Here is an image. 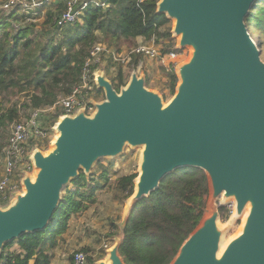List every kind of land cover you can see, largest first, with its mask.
Returning <instances> with one entry per match:
<instances>
[{
    "label": "water",
    "instance_id": "1",
    "mask_svg": "<svg viewBox=\"0 0 264 264\" xmlns=\"http://www.w3.org/2000/svg\"><path fill=\"white\" fill-rule=\"evenodd\" d=\"M255 2L158 0L156 14L173 22L177 47L191 50L176 69L173 96L164 104L136 71L116 91L97 70L102 101L90 115L79 110L59 118L51 149L32 151L34 174L0 206V256L7 243L46 229L80 172L89 177L96 163L128 145L142 151L126 218L175 170L197 168L207 177L209 213L169 264H264V62L245 24ZM228 203L232 220L247 211L221 249L226 228L217 223L219 207ZM119 245L115 239L96 264H125Z\"/></svg>",
    "mask_w": 264,
    "mask_h": 264
},
{
    "label": "trees",
    "instance_id": "2",
    "mask_svg": "<svg viewBox=\"0 0 264 264\" xmlns=\"http://www.w3.org/2000/svg\"><path fill=\"white\" fill-rule=\"evenodd\" d=\"M101 2L104 6L89 5L79 15V20L62 27L56 24L66 9L62 0L54 1L44 13L39 11L35 15L0 11V100L11 103L1 106L0 101V141L12 124L29 119L36 110L51 108L59 97L71 95L74 89L80 87L86 69L91 77L97 70L103 71L101 61L86 66L96 45H104L118 55L123 42L134 45L137 38H142L156 44L170 39V30L165 29L169 20L156 14L157 0ZM42 18L43 21L39 22ZM245 24L262 54L264 0H256L252 5ZM173 46L167 43L162 54H177L178 50ZM105 56L109 64L117 65L112 55L106 52H102L99 59ZM130 57V64H136L140 53H132ZM167 77L173 96L177 84L174 69L167 72ZM110 81L116 91L126 85L127 80L119 66ZM148 82L146 77L145 84ZM94 89L98 92L96 87ZM17 97H22L23 101L20 102ZM60 113L56 109L53 121L48 122L40 114L39 130L46 131L58 120ZM35 143L31 141L32 146ZM1 146L0 143V154L3 150ZM38 147L43 146L38 143ZM98 171L97 177L94 173L86 177L80 172L78 178L70 183L74 189L66 190L46 229L7 243L2 250L0 264H50L51 252L66 231L70 219L80 216L92 206L101 190L111 192L113 200L125 203L133 193L137 174L112 181L103 167ZM208 194L207 177L200 169L180 168L165 176L155 191L135 204L121 224L118 252L123 262L169 264L204 218ZM229 215L225 206L219 207L220 220L226 221ZM15 244L21 253L9 251ZM79 251L87 254L88 264H96L101 259L90 257L86 249Z\"/></svg>",
    "mask_w": 264,
    "mask_h": 264
},
{
    "label": "rangeland",
    "instance_id": "3",
    "mask_svg": "<svg viewBox=\"0 0 264 264\" xmlns=\"http://www.w3.org/2000/svg\"><path fill=\"white\" fill-rule=\"evenodd\" d=\"M42 21L43 18L39 22ZM172 27V21H169V24L165 26V29L168 28L170 30L171 37L169 40H160L159 43L155 44L154 41H143L142 38H137L136 44L134 45H132L130 42L121 43L119 54L123 52L122 57L124 61H118L115 62L117 65H111L107 62L108 60L106 56L103 58L100 57L99 60L102 63L100 64V68L105 70L103 71L109 80L114 79L118 66L122 69L123 75L127 81V77L133 71L138 72L139 75H143L145 79L146 77H148L149 82L147 85L145 84L146 88L159 94L163 99V103L166 104L172 97L169 89L170 80L167 77V72L174 69V72L176 73L177 67L187 61L191 52L190 48L184 47L180 49L177 47L178 37H174L172 35ZM167 43L173 44V48L178 50V53L175 54L174 58L169 57V53L162 54V49ZM138 46L153 48L155 51H158V55L150 57L146 54L140 53L138 62L136 64H130V52ZM261 59L264 62V49L261 54ZM97 90L98 92L94 91L92 94V101L100 102L102 101L103 93L101 90ZM17 99L20 102L23 101L22 97H17ZM0 101L1 106H9L11 104L2 102V99ZM55 112V109L46 111L45 113H43V117L45 119H48L47 122L49 120L53 121L52 119L53 116H55ZM24 120L25 119H23L22 122H25ZM58 120L46 128L48 138L41 142V145L43 147H34V149H39L44 153L48 152L51 149V143L56 136L54 126L58 122ZM8 135L9 133L6 131V133L4 134V138L0 141V143L3 145V147L1 146L2 148H4L6 145ZM141 151V147L132 148L127 145L125 146L123 153L119 156L112 159H101L92 168V173H94V176L97 177L99 173L98 169L100 167H103V169L107 171L108 178L112 181L121 176L138 174ZM1 167L2 165L0 154V170ZM34 172L35 170L32 171L29 175H33ZM67 189L72 190L74 189V187L69 184ZM65 192L63 193V195L65 194ZM208 199L209 194L206 199L205 216H207L209 213ZM125 206L126 202L124 203L123 201L121 202L119 200H113L111 192L104 191L101 193H97L95 203L86 211H84L80 216L72 217L68 222L66 231L58 238V241H60V239L63 240V237H65V239L73 242H78L79 244L77 246L73 245V247H70V245H68L69 249L66 252V256L70 258L74 251H78L81 249L80 244H82L83 249L87 250L86 252L90 257L101 258L100 260L105 261L106 251L114 245L115 239H120V227L122 222L126 219ZM231 217L232 215H229V218L226 221H222L220 220V218L217 221L219 227L226 228L222 240V242H225L224 245L239 233L243 223L240 221V219L232 220Z\"/></svg>",
    "mask_w": 264,
    "mask_h": 264
},
{
    "label": "built area",
    "instance_id": "4",
    "mask_svg": "<svg viewBox=\"0 0 264 264\" xmlns=\"http://www.w3.org/2000/svg\"><path fill=\"white\" fill-rule=\"evenodd\" d=\"M56 0H0V11L6 14L19 12L23 15H35L39 11L44 13ZM65 2L66 9L57 21V26L62 27L69 24H74L82 11L91 6H104L101 0H62ZM102 52L112 55L115 62L124 59L122 55L112 53L106 49L104 45H96L90 52L86 66L90 63L99 62V56ZM143 53L150 57L158 55V51L153 48L138 46L130 52ZM171 58L175 57L174 53H169ZM94 74L90 76L88 69L83 72L81 85L74 89L71 95L67 97H59L57 102L47 110H36L31 113L29 119L25 122H18L9 127V135L5 147L1 153V170H0V206L8 205L9 201L16 193L22 190L21 179L34 171L30 156L32 151L38 147V143L48 138L47 131H41L37 127L38 117L46 111L58 109L60 117L65 115H74L77 111L83 110L90 115L94 111L92 94L95 91ZM31 141H35V146L31 145ZM225 206L229 210L230 216L233 214V203H228ZM72 264H88L87 254L82 251L72 253Z\"/></svg>",
    "mask_w": 264,
    "mask_h": 264
},
{
    "label": "crops",
    "instance_id": "5",
    "mask_svg": "<svg viewBox=\"0 0 264 264\" xmlns=\"http://www.w3.org/2000/svg\"><path fill=\"white\" fill-rule=\"evenodd\" d=\"M123 52L120 53V55H122ZM129 59V58H128ZM130 76V75H129ZM129 76L127 77L129 80ZM104 192V190L99 191L98 193ZM106 192V191H105ZM73 247L79 245L78 242H73L70 241L68 239H65V237H63V240L60 239V241H58L57 246L52 250L51 252V261L50 264H71L70 263V258H68L66 256V252L69 249V246ZM80 248H83V245L80 244ZM10 252H17V253H21L19 246L17 244L13 245L10 249Z\"/></svg>",
    "mask_w": 264,
    "mask_h": 264
},
{
    "label": "bare ground",
    "instance_id": "6",
    "mask_svg": "<svg viewBox=\"0 0 264 264\" xmlns=\"http://www.w3.org/2000/svg\"><path fill=\"white\" fill-rule=\"evenodd\" d=\"M246 211H247V210H245V211L243 212L242 216L240 217V221H241V222H243V220H244V217H245V215H246ZM224 243H225L224 241L221 243V249L223 248Z\"/></svg>",
    "mask_w": 264,
    "mask_h": 264
}]
</instances>
